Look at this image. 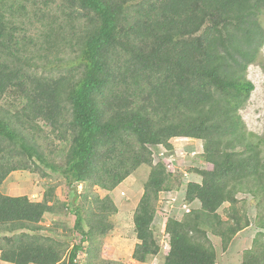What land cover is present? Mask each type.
Returning <instances> with one entry per match:
<instances>
[{"label":"trees","instance_id":"trees-1","mask_svg":"<svg viewBox=\"0 0 264 264\" xmlns=\"http://www.w3.org/2000/svg\"><path fill=\"white\" fill-rule=\"evenodd\" d=\"M263 13L264 0H0V105L13 109L0 107V187L36 161L59 169L26 133L43 122L66 145L60 172L74 190L63 206L54 187L41 201L0 192V260L77 264L81 246L69 249L40 226L71 207L74 230L89 244L86 264H103L98 241L113 230L118 208L93 189L110 193L142 166L151 170L133 217L132 259L159 256L157 204L185 178L154 165L152 152L170 153L182 138L202 142L212 169L196 170L198 180L186 184L181 205L189 213L179 205L166 214L163 264H218L209 234L227 251L250 225L238 210L241 192L261 213L240 264H264V136L241 116L255 89L248 70L264 46ZM225 204L228 220L219 214Z\"/></svg>","mask_w":264,"mask_h":264},{"label":"rangeland","instance_id":"rangeland-1","mask_svg":"<svg viewBox=\"0 0 264 264\" xmlns=\"http://www.w3.org/2000/svg\"><path fill=\"white\" fill-rule=\"evenodd\" d=\"M55 5L57 4L55 3ZM55 5H52V10L58 13L59 11ZM261 23L264 27V13L261 16ZM68 56H73V54L66 52L64 57ZM42 64L44 63L42 62L41 65ZM49 69L50 67L44 68L46 71ZM55 72H57V68ZM248 80L254 84L255 89L249 101L241 110V116L248 131L258 136H264V46L261 49L259 60L250 66L248 70ZM0 107L2 110L6 111L12 109L7 102L1 103ZM26 133L29 134L30 137L32 136L36 139L40 151L46 155L50 162H55L56 167L59 169L54 170L46 164L36 161V164L31 165L32 171L19 170L10 173L0 187V192L8 196H28L32 201H41L47 189L49 187H54V193L59 202L58 204L60 206H63L62 204L71 205L74 199V190L68 186L60 172L65 160L67 149H64V146L66 145L60 142L57 137H55L56 135H53L50 129L44 126L43 122H39L36 129H32L30 126L28 127L26 125ZM173 141L174 147L177 149L180 148V150L183 148L185 153L184 158H182L178 152L176 154L174 150L168 153L166 158L158 156L160 153V149L158 148L154 149L152 152V154H155L152 156L154 165L163 163L167 170H170L168 168L171 165L170 161H172L175 172L178 171L182 173L185 178V181L182 180L180 183L177 180L173 181L175 183V189L178 185L180 186V189L170 192L173 197L177 198L173 207H170L169 204H162L165 198H159L155 228L162 246L168 241V235L165 233V224L169 216L166 214L170 212V209L173 211L177 206L179 207V205L182 211L181 204L184 202L181 196L188 182L198 180L196 170L203 168L212 169L211 165L204 164L201 159L203 151V144L201 141ZM193 153H196V155H193ZM17 157L18 156H16V158ZM26 160L29 162L27 158ZM150 170L151 168L149 166H142L110 193L97 187L93 189V192L98 194L101 198L109 195L118 208V213L110 218L114 225L113 230L98 241V246L100 248L99 256L103 264H141L132 259L134 248L138 243L134 235L133 217L143 195L144 185L148 179ZM186 173H188V176ZM84 188V185L77 186L76 193L79 195L83 192ZM163 195L166 197L169 196V194L166 193H163ZM178 200L180 201L179 204H177ZM238 200V210L240 214L247 215L250 225L234 238L227 251L222 249L220 238L211 233L209 234L210 240L217 251L218 264H240L244 252L252 248L254 238L257 236V233L260 232L258 222L261 211L257 209V199L247 193L241 192L238 194ZM55 206L57 209V204ZM188 208L192 209V206L190 205ZM70 209L71 207H68L67 210L58 208L55 214H47L40 226L43 228L42 232L44 235L54 236L59 242L66 243L69 249L75 245L81 246L82 251L78 255L81 261L77 264H86V249L89 244L83 242L82 236L74 230L75 217ZM57 211L61 213L57 214ZM228 213L229 204H225L219 210V214L223 220H228ZM182 215V213L179 215L177 214V218H181ZM164 257L165 252L162 250L159 256L150 259L144 264H163ZM0 264L11 263L0 260Z\"/></svg>","mask_w":264,"mask_h":264},{"label":"built area","instance_id":"built-area-1","mask_svg":"<svg viewBox=\"0 0 264 264\" xmlns=\"http://www.w3.org/2000/svg\"><path fill=\"white\" fill-rule=\"evenodd\" d=\"M160 153H159V157H164V158H166V154L168 153V151L163 147V146H160ZM155 154H153V156H154ZM182 158H184L185 157V153H184V151L182 150L181 152H180V154H179ZM170 163H171V165H170V167L168 168V169H170L169 171H171V172H174L175 170H174V165H173V163H172V161H170ZM161 197H163V198H165V200H164V202L162 203V204H169V205H171L170 207H173V202L176 200V197H173L171 194H169V196L168 197H166V196H164L163 194H162V196ZM160 203H161V201H160ZM181 209H183V210H185V212L186 213H188V212H190V210L187 208V206L186 205H183L182 206V208ZM171 210V209H170ZM79 261H81V258L78 256V258H77V260H76V263H79Z\"/></svg>","mask_w":264,"mask_h":264},{"label":"clouds","instance_id":"clouds-1","mask_svg":"<svg viewBox=\"0 0 264 264\" xmlns=\"http://www.w3.org/2000/svg\"><path fill=\"white\" fill-rule=\"evenodd\" d=\"M174 140V142H178V141H183V140H185V141H190V140H194V139H182V138H175V139H173ZM172 140V141H173ZM198 141V140H197ZM172 143V142H171ZM172 146H173V143H172ZM174 147V146H173ZM176 148V147H175ZM174 148V149H175ZM159 149H160V146H159ZM180 149V148H179ZM183 150V148L181 149V151ZM161 151V150H160ZM181 151H175L174 150V152H176V154H177V152L180 154V152ZM203 152V151H202ZM168 154V153H167ZM166 154V155H167ZM165 155V156H166ZM193 155H196V153H193ZM169 171V170H168ZM169 172H171V171H169ZM175 172V171H174ZM162 194L163 193H161V195H160V197L162 196ZM188 208V207H187ZM189 209V208H188ZM183 210V209H182ZM190 210V209H189ZM171 211V210H170ZM185 211V210H184ZM189 213V212H188ZM168 249H169V237H168V241L165 243V245L164 246H162V250H164V252L166 253L167 251H168Z\"/></svg>","mask_w":264,"mask_h":264},{"label":"crops","instance_id":"crops-1","mask_svg":"<svg viewBox=\"0 0 264 264\" xmlns=\"http://www.w3.org/2000/svg\"><path fill=\"white\" fill-rule=\"evenodd\" d=\"M194 140H195V139H194ZM173 142H174V141H173ZM174 148H175V147H174ZM179 150H180V149L175 148V151H178V152H179ZM180 151H181V150H180ZM207 169H208V168H207ZM186 175H187V174H186ZM242 232H243V231H242ZM242 232H241V233H242ZM131 260H132V259H131Z\"/></svg>","mask_w":264,"mask_h":264}]
</instances>
